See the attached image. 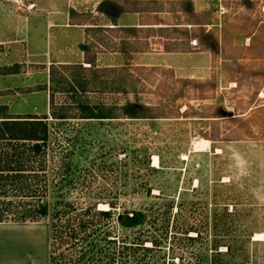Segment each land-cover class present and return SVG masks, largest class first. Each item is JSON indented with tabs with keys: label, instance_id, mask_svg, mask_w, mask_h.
I'll list each match as a JSON object with an SVG mask.
<instances>
[{
	"label": "rangeland",
	"instance_id": "374dc122",
	"mask_svg": "<svg viewBox=\"0 0 264 264\" xmlns=\"http://www.w3.org/2000/svg\"><path fill=\"white\" fill-rule=\"evenodd\" d=\"M103 1L0 0V211L27 231L0 228L19 234L0 264L51 250V216L22 217L42 202L73 206L56 264H264V0L127 3L142 14L126 23L154 24L126 45L146 53L120 52ZM69 15L99 28L87 53L70 45ZM133 102L155 118H128ZM83 106L111 118H81ZM44 128L45 150L20 146ZM135 212L137 226L118 222Z\"/></svg>",
	"mask_w": 264,
	"mask_h": 264
},
{
	"label": "trees",
	"instance_id": "16d2710c",
	"mask_svg": "<svg viewBox=\"0 0 264 264\" xmlns=\"http://www.w3.org/2000/svg\"><path fill=\"white\" fill-rule=\"evenodd\" d=\"M126 1V2H123ZM137 0H105L103 1L99 6H98V12L103 14L104 16H106L109 20V23L106 24V26L103 27V29H117L120 32H123L125 34L124 37V42H123V46L122 49L120 50L121 53H146L149 52L148 49H133V50H128L127 46L129 44V41L134 39V40H139L141 39L139 37V35L144 32H150L153 31L154 24L152 23H144V22H140V26H129V27H119L118 26V18L125 13H140L142 14L141 10H137V9H130L128 8L126 5L127 3H137ZM187 3H191L190 0L187 1ZM109 25L113 26L110 27ZM174 26L172 28L175 29V31H179V25L180 24H173ZM89 29H99L97 27H92V28H88ZM160 31H164V29H167L165 27H160L159 28ZM105 30V31H107ZM196 39V38H195ZM81 50L84 53H87L89 50L88 45L86 44H82L80 46ZM165 52H178L175 49H170L165 48L164 49ZM89 64H91V67L93 66L91 62H88ZM122 110L124 112V115H126L128 118H134V119H148V118H155L152 113V108L146 104L140 103V102H133V103H128L126 105H124L122 107ZM81 113H82V117L84 119H106V118H111L108 116V114L105 113H97L94 112L93 109H91L89 106H83L81 108ZM52 117L57 118V119H67L68 116L66 114H57V112H52ZM32 119H36L37 121H33V122H37L41 125H44V121L45 119H48V116L39 118V117H29ZM44 136H39V137H35V138H30L28 139L29 142H23V144H21L20 146L25 148V150H29L31 152L36 153H40L43 150L46 149L47 147V142H48V138L46 136V128H44ZM12 140V138H10ZM9 168V171H15L14 169H10L11 166L10 164H8L7 166ZM23 164L22 166H19L18 168H23ZM3 171V170H0ZM20 171H23L22 169ZM3 178V176L1 177ZM55 204L54 206H51V204H49L48 202H42L40 204H38L37 208L34 210L33 214H30L31 212H24V214H22V217L24 219H37L39 217H48L51 216V250H50V261L51 264H56V256L54 254V251L56 248V242L61 241L64 237V234H67V236L69 238H75L76 236V229L77 228H73L71 227V222L73 221L72 218H67L66 220H63L62 217H66L67 215H69V213L71 211V209H73V206L71 204ZM62 207V208H61ZM92 209H88L86 210V213L91 212ZM111 211L112 210H99L97 212V214L103 216V217H108L111 215ZM141 218H142V214L140 212H135L132 214V216H126L125 218L122 215H119L118 217V222L125 227H135L138 224L141 223ZM4 218H3V214L0 211V222H3ZM79 229L81 230H86V229H90L92 230V232L97 231V228H93L92 226V222L90 221H81L80 223H78ZM69 233V234H68Z\"/></svg>",
	"mask_w": 264,
	"mask_h": 264
},
{
	"label": "crops",
	"instance_id": "0c3cea01",
	"mask_svg": "<svg viewBox=\"0 0 264 264\" xmlns=\"http://www.w3.org/2000/svg\"><path fill=\"white\" fill-rule=\"evenodd\" d=\"M136 14H138V13H125V14H122L118 18V26L119 27L140 26L139 25L140 23H137V24L136 23H131V24L126 23V18L125 17L131 16V15H136ZM101 15H103V14H101ZM72 18H73V16L69 15L68 19H67L69 21V24H72V25L68 24L70 26L69 30L74 33L73 41H72V43H70V45L73 46V47L79 46V48H80V46L82 44H85V40H86V38L88 36L87 35L88 28H92V27H95V26L91 25V24H89L87 22H81V23L72 22L71 21ZM70 22H72V23H70ZM55 23H57V22H55ZM104 26H106V23L104 24ZM109 26L113 27L111 25H109ZM53 44L55 46L61 44L60 43V38L57 39V41H55V43H53ZM81 52L84 53L82 50H81ZM168 54H179V53H168ZM147 65H148V63H147ZM0 228L14 229V230H17V231L27 232V231H24V229L15 228L14 226H6L2 222H0ZM4 238L5 237H0V243L2 242V240ZM0 249H2V248H0ZM26 256H27V261L24 264H50V249L44 243H43L42 248L40 247L39 254L37 253V255H36L34 253L28 252L26 254ZM21 264H23V263H21Z\"/></svg>",
	"mask_w": 264,
	"mask_h": 264
},
{
	"label": "bare ground",
	"instance_id": "6f19581e",
	"mask_svg": "<svg viewBox=\"0 0 264 264\" xmlns=\"http://www.w3.org/2000/svg\"><path fill=\"white\" fill-rule=\"evenodd\" d=\"M154 164L156 165V166H158L159 165V158L157 157V156H155L154 157ZM4 230V229H3ZM4 232H5V230H4ZM3 232V233H4ZM7 232V231H6ZM12 232V231H11ZM13 232H15V231H13ZM36 234V233H35ZM34 234V235H35ZM14 237V236H19V234H16V232L15 233H10L9 235H0V237ZM263 235L262 234H256V237H255V239L256 240H262L263 239Z\"/></svg>",
	"mask_w": 264,
	"mask_h": 264
}]
</instances>
